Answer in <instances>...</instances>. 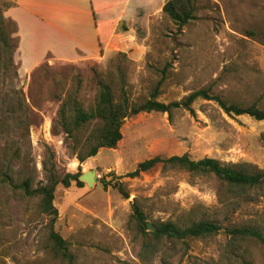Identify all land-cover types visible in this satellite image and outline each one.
Here are the masks:
<instances>
[{"label": "rangeland", "instance_id": "rangeland-1", "mask_svg": "<svg viewBox=\"0 0 264 264\" xmlns=\"http://www.w3.org/2000/svg\"><path fill=\"white\" fill-rule=\"evenodd\" d=\"M167 1L132 0L128 25L118 21L97 56L75 63L49 56L33 67L22 65L16 50L15 68L0 71V264H68L53 250L41 198L26 196L21 185L28 180L36 189L51 176L90 170L93 186L59 184L55 192L54 229L68 242L74 264H264V244L225 232L252 227L264 234V184L236 187L212 173L162 166L127 177L143 161L185 154L264 170V120L227 114L216 101L199 98L194 113L179 108L127 118L117 147L84 162L78 153L92 128L74 137L63 131L62 103L74 95L93 108L99 82L120 99L123 81L137 105L181 102L204 90L228 105L264 110V0H196L194 19L183 27L162 11ZM119 24L129 33H117ZM6 28L16 45V26L7 22ZM9 111L14 114L7 117ZM134 204L147 217V232L156 222L184 228L209 221L224 230L157 241L138 230Z\"/></svg>", "mask_w": 264, "mask_h": 264}, {"label": "trees", "instance_id": "trees-1", "mask_svg": "<svg viewBox=\"0 0 264 264\" xmlns=\"http://www.w3.org/2000/svg\"><path fill=\"white\" fill-rule=\"evenodd\" d=\"M127 0H91L95 19L98 14L115 8L118 5L126 3ZM2 12L0 14V71L9 72L15 68L13 55L18 48L14 45L15 38L12 32L6 28V23L17 25L14 21L5 17V12L14 6L10 0H0ZM162 11L179 27H183L189 21L194 19L196 11V0H168L163 6ZM129 33L124 24L117 26V33ZM15 73H17L15 71ZM199 98L205 100H214L227 114L249 115L256 120H264V110L256 106L243 107L240 105H228L219 97H213L207 91L201 90L190 94L184 101L165 104L154 99H150L143 104H133L127 95L124 82H121V97L116 99L109 84L99 82V92L96 103L93 108H85L82 102L74 95L62 103L59 110L61 125L63 131L71 137L81 134L84 130L91 127V131L84 142V149L78 153L80 162L97 155L100 149H114L122 140L121 128L127 118L139 115L140 113H168L172 110L184 108L194 113L192 104ZM14 112H7V117L12 116ZM157 166L163 169H180L189 173H212L219 179L236 187H257L264 184V170H255L249 172L243 166L227 165L213 159L205 158L195 161L185 154L182 156H172L170 158L155 157L138 164L135 171L129 173L127 177L137 178L142 173L148 172ZM81 174H67L62 179L50 177L48 184L39 188H32L30 182L25 180L21 188L28 197L41 198V211L49 217V240L53 244L55 254L64 262L74 264L73 255L69 251V244L54 229L58 219V210L54 205L55 192L59 184L68 188L72 182H76L78 187H83L84 183L79 180ZM115 187L125 197L129 198L122 183L115 184ZM132 219L138 230L143 234H150L154 240L163 239L173 241H185L187 239H198L219 234L224 229L216 223L209 221H200L189 227H178L172 222H156L153 224V230L147 232L149 225L144 212L136 205L133 206ZM225 232L233 238H251L264 244V234L252 227H241L226 229Z\"/></svg>", "mask_w": 264, "mask_h": 264}, {"label": "crops", "instance_id": "crops-1", "mask_svg": "<svg viewBox=\"0 0 264 264\" xmlns=\"http://www.w3.org/2000/svg\"><path fill=\"white\" fill-rule=\"evenodd\" d=\"M10 1L14 6L5 12V17L17 25L18 61L34 67L49 56L70 63L84 55L97 56L106 47L107 34L115 30L117 22L129 20L132 0L101 12L97 19L91 0Z\"/></svg>", "mask_w": 264, "mask_h": 264}, {"label": "water", "instance_id": "water-1", "mask_svg": "<svg viewBox=\"0 0 264 264\" xmlns=\"http://www.w3.org/2000/svg\"><path fill=\"white\" fill-rule=\"evenodd\" d=\"M81 182H86L89 187L93 186L96 182V173L93 170H90L89 172L82 174L79 178ZM151 228V226H149Z\"/></svg>", "mask_w": 264, "mask_h": 264}]
</instances>
